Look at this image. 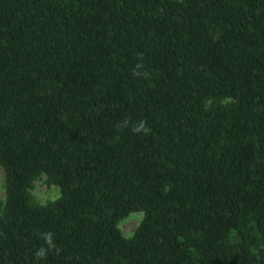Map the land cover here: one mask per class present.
<instances>
[{
	"label": "trees",
	"instance_id": "16d2710c",
	"mask_svg": "<svg viewBox=\"0 0 264 264\" xmlns=\"http://www.w3.org/2000/svg\"><path fill=\"white\" fill-rule=\"evenodd\" d=\"M0 167V264H264V0H0Z\"/></svg>",
	"mask_w": 264,
	"mask_h": 264
},
{
	"label": "rangeland",
	"instance_id": "374dc122",
	"mask_svg": "<svg viewBox=\"0 0 264 264\" xmlns=\"http://www.w3.org/2000/svg\"><path fill=\"white\" fill-rule=\"evenodd\" d=\"M3 171L0 167V200L3 197ZM34 200L37 202H44L49 199H53L58 195V188L55 184H46L43 180V176L34 181L32 188L30 189ZM141 217L140 212H129L126 216L118 221V226L124 235H128L139 221Z\"/></svg>",
	"mask_w": 264,
	"mask_h": 264
},
{
	"label": "clouds",
	"instance_id": "9594fccd",
	"mask_svg": "<svg viewBox=\"0 0 264 264\" xmlns=\"http://www.w3.org/2000/svg\"><path fill=\"white\" fill-rule=\"evenodd\" d=\"M143 127V124H141V128Z\"/></svg>",
	"mask_w": 264,
	"mask_h": 264
}]
</instances>
